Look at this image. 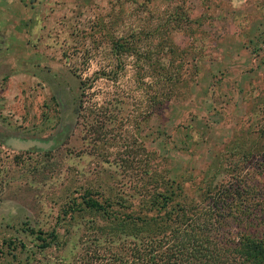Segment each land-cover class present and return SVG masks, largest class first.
Masks as SVG:
<instances>
[{
    "label": "rangeland",
    "instance_id": "1",
    "mask_svg": "<svg viewBox=\"0 0 264 264\" xmlns=\"http://www.w3.org/2000/svg\"><path fill=\"white\" fill-rule=\"evenodd\" d=\"M21 2L37 9L20 13ZM151 62L175 83L151 77ZM168 93L153 111L151 97ZM8 136L59 144L17 152ZM261 157L264 0H0V264H15L9 240L26 247L20 264L69 257L102 225L79 208L86 190L126 213L165 179L184 205L226 182L264 198ZM243 212L223 240L264 236V214ZM27 229L60 244L36 253Z\"/></svg>",
    "mask_w": 264,
    "mask_h": 264
},
{
    "label": "trees",
    "instance_id": "2",
    "mask_svg": "<svg viewBox=\"0 0 264 264\" xmlns=\"http://www.w3.org/2000/svg\"><path fill=\"white\" fill-rule=\"evenodd\" d=\"M112 47L116 53L122 45L114 42ZM172 49L168 46L166 51L172 54ZM177 57L182 56L178 54ZM155 63H149L154 70L151 77L157 76L168 83L175 81V76L167 70L153 69V65L157 67ZM81 84L80 81L79 89ZM173 97L171 93L153 95V111ZM88 115L93 117L94 114ZM89 129L94 134L102 132L92 124ZM260 161L264 163V157ZM153 180H157L156 175ZM173 184L165 179L163 191L153 194L133 213L113 211L110 202H99L86 190L79 208L98 217L102 225H94L92 231L80 235L76 250L69 257L58 256L54 264H264V236L240 234L233 242L223 240L221 232L228 221L244 219L239 214L242 210L253 221L258 212L264 214V198H242L243 191L226 182V185H219L217 193V188L208 190L211 198H200L195 204L184 205L183 198H173L174 189L178 192V186ZM25 237L37 245L36 253L60 244L54 231L42 233L27 229ZM6 246L10 261L20 264L17 258L25 253V245L9 240ZM30 255L31 258L34 254ZM24 257L29 259L26 253ZM24 264H27L25 259Z\"/></svg>",
    "mask_w": 264,
    "mask_h": 264
},
{
    "label": "water",
    "instance_id": "3",
    "mask_svg": "<svg viewBox=\"0 0 264 264\" xmlns=\"http://www.w3.org/2000/svg\"><path fill=\"white\" fill-rule=\"evenodd\" d=\"M3 146L6 148L17 151V152H27V151H49L54 147L58 146L59 142L55 138H50L48 140L39 139H21L17 137L8 136L2 140Z\"/></svg>",
    "mask_w": 264,
    "mask_h": 264
},
{
    "label": "crops",
    "instance_id": "4",
    "mask_svg": "<svg viewBox=\"0 0 264 264\" xmlns=\"http://www.w3.org/2000/svg\"><path fill=\"white\" fill-rule=\"evenodd\" d=\"M34 3H31V5L30 4H28V5H26V4H24V2H21L20 3V7H19V12L21 13V12H25V10H33V9H37L36 7L34 8V6H32ZM4 11H6L7 13H6V15L8 16V17H11V15H10V13H8V9H4ZM42 11H44V9L42 8ZM23 20H24V18H22ZM25 21V20H24ZM27 21V20H26ZM23 34H27V32H23ZM19 37H25V36H19Z\"/></svg>",
    "mask_w": 264,
    "mask_h": 264
}]
</instances>
